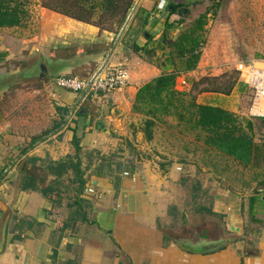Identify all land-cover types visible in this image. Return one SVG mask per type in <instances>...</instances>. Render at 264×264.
Segmentation results:
<instances>
[{
	"label": "rangeland",
	"instance_id": "rangeland-1",
	"mask_svg": "<svg viewBox=\"0 0 264 264\" xmlns=\"http://www.w3.org/2000/svg\"><path fill=\"white\" fill-rule=\"evenodd\" d=\"M39 1L9 2V5H19L23 13L20 23L12 27H0L1 133L11 135L15 132L22 139L36 136L44 139L45 131L50 135L61 124H67V127H62V133H66L71 129L70 125L75 124L72 135L77 137L78 143H82L77 155L78 167L86 179L76 194L82 197L81 201L87 202L83 190L90 188L93 191L89 197L91 204H87V213L96 224L86 232L92 235L95 231L92 237L97 245L113 249L111 254H117L123 261L119 264H131L126 260L129 255L125 257L123 254L124 247L129 249L132 239L127 238L125 229L121 232L116 229L114 222L120 219L112 220L109 213H126L134 199H137V205L140 204L137 197L144 192L148 202L158 203L163 214L157 220L152 209L142 217L138 213L139 208L133 205L132 215H128L127 220L123 219L130 227L133 240L144 235L142 225L147 222L154 228L160 225L161 230L175 238L188 239L183 244L191 249L204 247L197 244L196 239L199 237L208 241L207 247L226 240V243L240 241L242 247L252 248L254 243L264 240L263 160L255 167L242 165L207 146L204 143L205 134L191 127L185 108L176 112L183 116L181 120L177 114L155 120L149 129L150 139L146 140L141 127L149 115L144 116L140 109L132 110L134 99L130 101L128 114L133 144L127 141L129 146H126L124 141L107 143L101 140L86 145L81 128L85 117H82L81 111L96 105L105 106L107 111L110 97L119 89L110 93H83L60 89L54 84L55 76L85 78L103 63L110 65L124 59L132 73H144L134 80L137 86L151 76L147 69L149 66L156 68L159 74L165 70L171 71L173 66L166 61L170 50L159 42L166 17L163 15H167L165 8L157 10L155 4L149 10L159 16L148 18V14L144 16L147 10L138 5L140 0H133L117 31L114 24L103 23L106 28H111V32L104 33L109 40L92 44L86 42L84 33L71 26V21H78L40 7ZM166 1L185 8V22L179 30L189 27L198 15L209 9L204 18V41L200 46L197 65L192 72L180 73L175 81L176 90L183 95L184 105L187 106L190 100L202 104V97H218V94L228 95L233 90L237 91L241 83L237 81L234 65L229 66V63L232 58L245 60L247 55L242 43L253 42V49L257 50L255 56L264 57V0H220L218 5H214L213 0ZM66 21L70 27L65 25ZM214 25L217 28L221 26L227 38L219 39L222 30L215 29ZM213 27V35L208 39ZM70 29L74 32H70ZM174 36L167 32L168 39ZM209 43H212L211 46ZM134 44L142 48L153 47L154 55H145L143 59L137 57L131 50ZM113 48L116 53L108 59ZM222 49L228 51L222 52ZM173 63L175 68L179 66L177 60H173ZM39 66L45 68L50 77L46 83L37 81ZM202 88L218 89L222 93L201 92ZM251 93V89L241 86L239 97L245 99L251 97ZM76 101H80V105L77 106ZM125 109L127 112L128 107ZM79 113L81 117L77 115ZM234 115L243 128H247L245 122L248 123L250 130H245L254 143H264V122L259 118L246 119L247 111L246 114L241 112ZM74 157V152H71L69 158ZM140 158H146V161ZM121 179L129 180L131 186L120 191ZM92 181H96V184H92ZM160 184L165 190H157ZM52 191L47 186L39 189L41 195L48 198L54 195ZM127 193L135 195L127 198ZM154 194L157 196L153 199ZM250 197L257 198L252 211L249 209ZM91 207H95L94 212ZM133 218L137 224L131 223ZM107 220H111V223ZM106 227H110L107 233Z\"/></svg>",
	"mask_w": 264,
	"mask_h": 264
},
{
	"label": "crops",
	"instance_id": "crops-1",
	"mask_svg": "<svg viewBox=\"0 0 264 264\" xmlns=\"http://www.w3.org/2000/svg\"><path fill=\"white\" fill-rule=\"evenodd\" d=\"M213 1L218 3L220 0ZM156 3L157 0H140L138 5L147 10V13L144 11V16L148 14V18H152L159 16L157 13H153V10L151 12L149 10ZM165 4H167L166 0ZM163 16L165 17L166 15ZM148 18L145 19L148 21ZM158 21L162 22V19ZM71 22L72 27L79 29L86 35V42L88 43L95 44L99 43L100 40L103 42L109 40L105 38V31L99 32L96 27L81 22ZM65 25L69 26L67 21ZM214 27L215 29L217 28L215 25ZM214 27L208 39H211ZM220 29L222 31L219 39L227 38L226 32L218 25L217 30ZM70 30V32H74V30ZM239 36L242 37L241 35ZM220 42L222 41L218 43ZM211 44L209 43L210 46ZM248 44L243 42L241 45L247 55L245 60L240 61L232 58L229 66L234 65L235 68L238 63H249L254 68L264 70V57L255 56L254 52H257V50L253 49V42L249 41ZM114 48L116 49L117 47ZM217 48L220 49L218 46ZM115 49L110 53L108 59L114 57ZM221 51L228 50L222 49ZM116 64H120L127 69L129 79L125 87L120 88L121 90L119 89L115 95L110 97V105H108L107 111H105V106L96 105L91 107L92 110H80L83 114H77L80 117L81 115L83 118L85 117L81 128L84 132L83 137L86 142L84 144L86 145H90L91 141L101 140H105L107 143L124 141L126 146H129L128 142L133 144L131 141L133 130L129 127L130 120L128 119L129 106L139 87L134 84V80L142 77L144 73H132L129 70L130 68H127L125 59L121 60V62L115 61L112 63V65ZM229 66L227 65L226 69ZM147 69L149 74H151L147 81L159 75L156 68L149 66ZM237 76V81L241 83V77L238 73ZM181 81L183 82V80ZM145 82H141V85ZM241 86L250 89L242 83ZM241 86L237 91L233 90L228 95L218 94L216 95L218 97H202V102L203 104L218 106L233 114H241V112L246 114L251 97H245V99L239 97ZM76 103H78L77 106L80 105V101H76ZM126 107H128L127 112ZM243 116L245 115L243 114ZM97 121L102 122V129L96 128ZM73 125H70L71 131L69 130L66 133H62V127H67V124H61L60 128H55L50 135L45 131L47 134L44 133L46 135L44 139L38 136L22 139L15 132L11 135H2L3 132L1 133L0 126V135H2L0 139V264H119L123 262L121 257L116 256L117 254H111L112 252L110 251L113 249L97 245L92 237L95 231L91 233L92 235L86 232L90 226H95L96 224L90 220L87 213V204L91 202L90 195H84V200L87 202L81 201L80 198L82 197L76 194L77 186L73 182V173L67 171L66 174L57 175L49 173L46 168L52 163L65 160L67 155L70 156L71 152H74L70 143L72 132L75 130V124ZM81 144L78 143L79 147ZM15 147H17V150L13 151ZM9 151L12 153H9ZM13 153L14 155L12 156ZM46 158L49 160L46 161ZM31 159H34V161L31 162ZM70 159L72 163L75 162V158ZM141 160L146 161V158ZM25 170L30 173L32 178V181L27 186H25L26 184L23 186ZM82 178L86 181L83 175ZM62 182L66 184L62 185ZM92 184H96V181H92ZM46 186L53 190L54 195H52V198L41 195L39 192L40 188ZM128 186H131L129 180L121 179L119 190H125ZM162 186L161 184L158 185L157 190H165ZM166 192L165 194L167 195ZM133 195L135 194L127 193L126 197L130 198ZM146 195V192H144V194L142 193L137 197L140 202L138 204L139 207L136 204L137 199H134L127 207L128 211L126 213H109L112 216V220L114 218L120 219L118 220L119 222H114L117 226L116 229L120 230V232L125 229L127 238L132 239L131 244L128 245L129 249L124 247L125 252L123 255L125 257L127 254L129 255L126 257L128 263L264 264V240L254 243L252 248L242 247L240 241H235L225 243L218 248L215 246L216 248L210 249L207 247L204 249L202 247L191 249L186 248L183 244V241L188 239L175 238L161 230L160 225L154 228L148 222L142 225L145 230L144 235L133 240L130 234V227L123 221L124 218L127 220L126 218H129L128 215H132V212H134L133 205L139 208L138 213L142 217L146 216L148 211L152 209L155 210L154 215L157 220H160L163 214L159 204L149 203ZM155 196L157 195L154 194L153 199ZM164 198H166L165 195ZM150 199L152 198L150 197ZM91 208L94 212L95 207ZM107 222L111 223V220H107ZM131 223H136L134 218ZM81 227H83L82 230ZM109 228H105L106 233L110 230ZM196 242L200 246H205L208 241L199 237Z\"/></svg>",
	"mask_w": 264,
	"mask_h": 264
},
{
	"label": "trees",
	"instance_id": "trees-1",
	"mask_svg": "<svg viewBox=\"0 0 264 264\" xmlns=\"http://www.w3.org/2000/svg\"><path fill=\"white\" fill-rule=\"evenodd\" d=\"M13 1L0 0V27H12L20 23V17L23 13L19 5H9V2ZM132 2L133 0H40L39 6L69 19L94 26L100 32H111V28H106L103 23L114 24L117 31L124 22ZM214 5H218V3ZM164 8L167 15L163 20L164 30L161 31L159 42L164 43L169 48L166 61L173 68L171 71L165 70L145 82L135 92L132 110L139 111L140 109L144 116L149 115L142 122L141 132L144 134V138L150 139L149 129L159 117L177 114L178 119L181 120L183 116L176 112L185 108L188 113L187 120L191 127L205 134L204 143L207 146L231 157L242 165L258 166L259 161H264V143L252 141L251 136L245 130H250L247 122H245L247 128H243L233 113L207 103L197 104L190 100L185 106L182 100L183 95L175 88V81L179 74L189 72L197 65L200 57V46L204 41L202 36L204 18L209 9L206 8L204 13L198 15L189 27L179 30V27L185 22L182 13L185 8L180 4L173 3H164ZM167 32L172 36L175 35L174 38L168 39ZM131 50L141 59L145 55L151 57L154 55L153 47L146 48L143 46L142 48L134 44L131 46ZM173 60L179 62L178 67H174ZM209 91L222 93L213 88L201 89V92ZM259 119L264 122V118ZM70 142L73 146L75 162L72 163L70 156L67 155L65 160L49 165L48 170L57 175L66 174L67 171L72 172L74 175L73 182L77 186L76 191L80 192L85 182L77 161L80 148L76 136L72 135ZM30 161L33 162L34 159ZM24 172L23 186L25 184L27 186L32 178L27 170ZM256 199V197L249 198L251 211ZM259 202L262 203L260 199Z\"/></svg>",
	"mask_w": 264,
	"mask_h": 264
},
{
	"label": "built area",
	"instance_id": "built-area-1",
	"mask_svg": "<svg viewBox=\"0 0 264 264\" xmlns=\"http://www.w3.org/2000/svg\"><path fill=\"white\" fill-rule=\"evenodd\" d=\"M164 0L156 3V9L164 7ZM235 71L241 77V83L251 89V98L247 108V117L264 118V70L254 68L251 64L238 63ZM129 73L120 64L99 65L94 72L85 78L73 75L59 76L54 79L56 87L71 92H100L110 93L128 84ZM181 83H183L181 81ZM84 194L90 195L92 189L85 188Z\"/></svg>",
	"mask_w": 264,
	"mask_h": 264
},
{
	"label": "water",
	"instance_id": "water-1",
	"mask_svg": "<svg viewBox=\"0 0 264 264\" xmlns=\"http://www.w3.org/2000/svg\"><path fill=\"white\" fill-rule=\"evenodd\" d=\"M182 13H184V11H182ZM38 77H37V81H39V82H42V83H46L49 79H50V77H49V75L47 74V71L45 70V68H42V67H38ZM102 127H103V124H102V122L101 121H97L96 122V128H98V129H102ZM17 150V147H15L14 149H13V151H16ZM227 241L226 240H224L223 242H219L220 244H218V243H215V246H217V248L220 246H222L223 244H225ZM216 248V247H215Z\"/></svg>",
	"mask_w": 264,
	"mask_h": 264
},
{
	"label": "flooded vegetation",
	"instance_id": "flooded-vegetation-1",
	"mask_svg": "<svg viewBox=\"0 0 264 264\" xmlns=\"http://www.w3.org/2000/svg\"><path fill=\"white\" fill-rule=\"evenodd\" d=\"M223 242V241H222ZM218 244H220V243H218ZM207 247V245L206 246H204V247H202L203 249L204 248H206ZM213 247H215V245H211L210 247H207L208 249H210V248H213Z\"/></svg>",
	"mask_w": 264,
	"mask_h": 264
}]
</instances>
